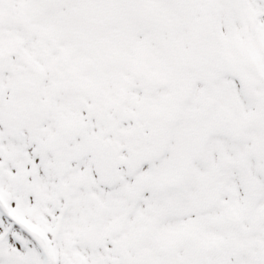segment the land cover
<instances>
[{"label": "snow or ice", "instance_id": "6c2138e0", "mask_svg": "<svg viewBox=\"0 0 264 264\" xmlns=\"http://www.w3.org/2000/svg\"><path fill=\"white\" fill-rule=\"evenodd\" d=\"M0 264H264V0H0Z\"/></svg>", "mask_w": 264, "mask_h": 264}]
</instances>
